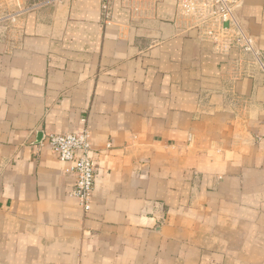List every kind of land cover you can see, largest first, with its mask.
<instances>
[{"label": "crops", "instance_id": "1", "mask_svg": "<svg viewBox=\"0 0 264 264\" xmlns=\"http://www.w3.org/2000/svg\"><path fill=\"white\" fill-rule=\"evenodd\" d=\"M3 1L0 264H264L252 56L217 53L176 0H110V24L104 0H19L15 21ZM236 19L264 64V0H243ZM85 123L88 213L48 144Z\"/></svg>", "mask_w": 264, "mask_h": 264}, {"label": "built area", "instance_id": "2", "mask_svg": "<svg viewBox=\"0 0 264 264\" xmlns=\"http://www.w3.org/2000/svg\"><path fill=\"white\" fill-rule=\"evenodd\" d=\"M242 2L243 0H176V7L178 14L188 22L189 28L202 41L212 44L217 53L226 54L238 49L243 54L252 56L254 63L264 72V64L254 39L240 27L236 19V12ZM18 6L20 9L8 19L15 21L24 13L25 10L19 4ZM102 12L104 23L110 24V0H104ZM48 140L52 152L68 165L66 173L75 177L73 196L83 211L88 213L92 207L97 169L94 164L92 136L87 124L78 132L48 134ZM110 147L109 144L108 148Z\"/></svg>", "mask_w": 264, "mask_h": 264}, {"label": "rangeland", "instance_id": "3", "mask_svg": "<svg viewBox=\"0 0 264 264\" xmlns=\"http://www.w3.org/2000/svg\"><path fill=\"white\" fill-rule=\"evenodd\" d=\"M13 1L17 5V11H18L20 9L19 6H18V3L15 0H13ZM4 4H5L4 1L3 0H0V23L1 22H6V20H7V16H6V15H8V13L6 11V9H7L6 8L7 7L6 5L7 4L6 5H4ZM31 4H33V3H31ZM31 4L29 5L30 7L32 6Z\"/></svg>", "mask_w": 264, "mask_h": 264}]
</instances>
